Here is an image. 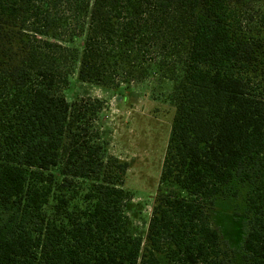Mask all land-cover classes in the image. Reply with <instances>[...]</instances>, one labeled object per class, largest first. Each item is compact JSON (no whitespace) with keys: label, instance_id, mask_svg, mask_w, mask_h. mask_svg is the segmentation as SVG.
I'll use <instances>...</instances> for the list:
<instances>
[{"label":"trees","instance_id":"obj_1","mask_svg":"<svg viewBox=\"0 0 264 264\" xmlns=\"http://www.w3.org/2000/svg\"><path fill=\"white\" fill-rule=\"evenodd\" d=\"M242 6L0 0V204L13 209L0 264H225L208 210L234 179L251 185L243 264H264V32ZM75 65L80 82L112 90L150 75L172 83L144 239L127 230L128 166L104 156L94 126L103 103L63 95Z\"/></svg>","mask_w":264,"mask_h":264},{"label":"rangeland","instance_id":"obj_2","mask_svg":"<svg viewBox=\"0 0 264 264\" xmlns=\"http://www.w3.org/2000/svg\"><path fill=\"white\" fill-rule=\"evenodd\" d=\"M238 1L243 5L242 12L251 18L247 28L263 37L264 0ZM63 14L61 11L59 15L67 18ZM70 45L79 51L81 40L75 39ZM77 67L68 69L63 95L68 103L86 99L103 103L94 126L104 144V156L114 157L128 166L123 184L130 194L125 205L127 230L130 235L144 239L175 115L170 97L172 83L161 76L150 75L143 80L131 81L128 87L112 90L80 82ZM257 73L259 78H264L263 67L260 66ZM250 191L251 185L234 179L222 189L208 210L211 223L221 236V246L227 253L225 264H243L241 244L246 231ZM12 210L10 205L0 204V223Z\"/></svg>","mask_w":264,"mask_h":264}]
</instances>
